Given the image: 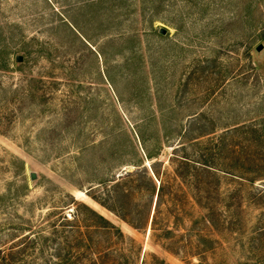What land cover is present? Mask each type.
I'll return each mask as SVG.
<instances>
[{
	"label": "rangeland",
	"instance_id": "374dc122",
	"mask_svg": "<svg viewBox=\"0 0 264 264\" xmlns=\"http://www.w3.org/2000/svg\"><path fill=\"white\" fill-rule=\"evenodd\" d=\"M194 113L211 118L218 133L264 115V0H0V257L264 264V180L218 174L208 223L201 207L212 178L173 173L176 139L165 133ZM137 128L151 151L160 147L156 159L139 162ZM222 157L225 167L234 164L230 153ZM133 162L154 163L164 190L138 173L115 212L90 197L105 198V182L133 171L119 168ZM89 209L124 240L111 241Z\"/></svg>",
	"mask_w": 264,
	"mask_h": 264
},
{
	"label": "trees",
	"instance_id": "16d2710c",
	"mask_svg": "<svg viewBox=\"0 0 264 264\" xmlns=\"http://www.w3.org/2000/svg\"><path fill=\"white\" fill-rule=\"evenodd\" d=\"M73 33L81 45L87 47L89 51V47H91V53L95 55L96 59L99 58L102 62L107 61L103 50L101 48H95L94 45H90L89 40L78 29H75ZM111 41L114 40L109 39V37L106 39V42ZM105 77L108 84L113 87V83L107 73H105ZM189 119L190 123L185 127L168 129L165 133L166 138L168 136L169 140L176 139V145L172 148L170 161L173 166V173L177 178L191 179L196 178L199 174L204 175L207 179L212 178L211 181L208 179L205 182L207 190L205 189L204 192L208 194L204 197L206 199L205 205L200 206L208 212L207 221L211 223V220L214 221L216 218V212L214 210L215 208L213 206L210 207L209 204L217 200L219 186L218 174L230 175L241 181L248 182L264 180V115L232 125L231 127H226L220 133L214 127V121L204 114L194 113L190 115ZM134 134L139 146L132 144V141L131 145L139 162L142 157L148 161L156 159L159 155L158 151L160 147H156L157 149L155 151H151L147 147L149 140L142 135L143 133L138 128L134 129ZM223 152L230 153L233 157L234 164L229 168L225 167V163H220L223 162L221 161L223 159ZM153 164L147 169L143 163H120V169L132 166L134 168L132 169L133 171L125 168L122 170L123 174L118 176V180H107L105 182L107 183V186H105V198L98 199L94 195H90V197L103 207L115 212V205L119 203L120 198L124 195L123 188L131 181L129 179L138 173L147 178L149 185L154 190L156 189L155 179L158 182V193H161L164 190V184ZM103 184V181L98 183L100 186ZM92 187H90V191L93 190ZM195 188L198 189V186ZM208 188L211 190V193ZM71 200L73 201L70 204L75 202L72 197ZM89 212L98 219L100 224L97 227L103 230L110 237L111 241L124 240V235L120 229L116 228L107 219L98 215L92 209H89ZM61 220H66V217H61ZM77 233L79 237H76L78 241L76 247L82 248L84 238H82L80 230ZM110 248L107 247L105 250L111 251L112 249ZM100 252L98 243L91 242L90 256H96ZM15 258L16 256L13 255L9 257L2 256L0 257V264H13ZM91 262L92 264H96V262L92 261V258Z\"/></svg>",
	"mask_w": 264,
	"mask_h": 264
},
{
	"label": "water",
	"instance_id": "95a60500",
	"mask_svg": "<svg viewBox=\"0 0 264 264\" xmlns=\"http://www.w3.org/2000/svg\"><path fill=\"white\" fill-rule=\"evenodd\" d=\"M165 33V31L164 30H160V34H164ZM260 48V47H259ZM22 61V57H20V56H17L16 57V62H18V63H20ZM30 179L31 180H34L35 179V175L32 173L31 175H30Z\"/></svg>",
	"mask_w": 264,
	"mask_h": 264
}]
</instances>
